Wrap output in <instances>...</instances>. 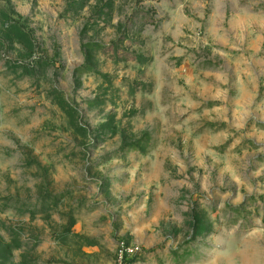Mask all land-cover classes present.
Masks as SVG:
<instances>
[{"label":"rangeland","instance_id":"rangeland-1","mask_svg":"<svg viewBox=\"0 0 264 264\" xmlns=\"http://www.w3.org/2000/svg\"><path fill=\"white\" fill-rule=\"evenodd\" d=\"M0 264H264V0H0Z\"/></svg>","mask_w":264,"mask_h":264},{"label":"built area","instance_id":"built-area-1","mask_svg":"<svg viewBox=\"0 0 264 264\" xmlns=\"http://www.w3.org/2000/svg\"><path fill=\"white\" fill-rule=\"evenodd\" d=\"M119 256L121 259L126 258L130 253H134V248L133 247H129V246H125L122 245L119 250Z\"/></svg>","mask_w":264,"mask_h":264},{"label":"trees","instance_id":"trees-1","mask_svg":"<svg viewBox=\"0 0 264 264\" xmlns=\"http://www.w3.org/2000/svg\"><path fill=\"white\" fill-rule=\"evenodd\" d=\"M90 46H93L94 48H101V49L106 48V46H103L99 43H91Z\"/></svg>","mask_w":264,"mask_h":264}]
</instances>
